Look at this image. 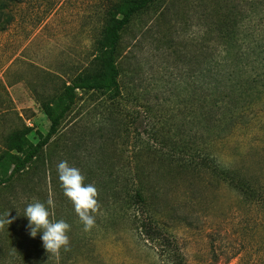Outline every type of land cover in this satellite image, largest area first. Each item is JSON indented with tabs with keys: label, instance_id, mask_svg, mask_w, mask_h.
Wrapping results in <instances>:
<instances>
[{
	"label": "rangeland",
	"instance_id": "obj_1",
	"mask_svg": "<svg viewBox=\"0 0 264 264\" xmlns=\"http://www.w3.org/2000/svg\"><path fill=\"white\" fill-rule=\"evenodd\" d=\"M125 1L0 0V156L15 136H46V108L100 69ZM241 48H254L242 64ZM117 62L121 94L78 91L59 134L0 187V217L15 218L0 228V264H264V0H156L123 31ZM238 85L255 124L223 128L231 136L212 147L225 133L200 114L214 90ZM61 161L97 189L89 231ZM35 201L70 225L58 255L29 234L22 214Z\"/></svg>",
	"mask_w": 264,
	"mask_h": 264
},
{
	"label": "trees",
	"instance_id": "obj_2",
	"mask_svg": "<svg viewBox=\"0 0 264 264\" xmlns=\"http://www.w3.org/2000/svg\"><path fill=\"white\" fill-rule=\"evenodd\" d=\"M7 2H13L14 0H6ZM156 0H126L124 5L118 6L117 12L120 15L115 19L110 27L104 30V34L100 40V50L96 56V60L99 62L100 69L95 70L92 75L85 77H78L74 79L70 84H65L63 92L58 96L55 101V106H48L45 113L49 115L51 126L42 140L37 144H33L27 140L24 136H15L11 140V145L6 153L0 156V187L8 184L16 175L22 173L28 168V165L37 158V156L48 146L51 140L59 134L60 128L65 121L68 114L73 110L79 100V93L81 92H117L121 94V71L118 66L119 46L123 31L130 25L133 18L147 10L152 3ZM5 5L0 4V12ZM230 48H225L224 52L229 53ZM241 48V64L245 60H249V50L254 48H245L242 51ZM244 70V65L241 66V72ZM251 82H255L253 74H245ZM214 90L210 94V103L208 104V111L206 113L201 112L200 118L208 121L210 127L217 129L232 128L234 130L243 129L246 127L250 129L255 124L254 120L247 119V115L255 111L256 104L251 102L247 106L241 107V96L247 95V92L243 94H237L241 91V86L237 88H227L222 92ZM246 93V94H244ZM200 111L203 109V104L200 103ZM242 108V109H241ZM238 113V114H237ZM237 114V116H235ZM229 115V116H228ZM207 117V118H206ZM201 120V121H202ZM241 121V125H240ZM200 123V122H199ZM238 127V128H236ZM231 129V130H232ZM231 130L226 132L222 136H214L213 146L217 143L227 142L230 137ZM193 144V143H192ZM193 147V146H192ZM194 148V147H193ZM197 154L202 155V151L197 149ZM187 162L188 160H182ZM217 161L213 158V162ZM140 193V192H139ZM138 193V197L140 195ZM142 199V198H140Z\"/></svg>",
	"mask_w": 264,
	"mask_h": 264
},
{
	"label": "clouds",
	"instance_id": "obj_3",
	"mask_svg": "<svg viewBox=\"0 0 264 264\" xmlns=\"http://www.w3.org/2000/svg\"><path fill=\"white\" fill-rule=\"evenodd\" d=\"M57 172L65 196L73 203L75 212L84 225V230L89 231L95 224L92 213L98 210L96 187L92 184L85 185L84 176L80 173V170L69 166L67 161L58 163ZM47 205L54 207L51 195L47 200ZM17 211L19 212V210ZM22 215L26 216L29 221L28 231L31 237L35 238L42 233L43 247L48 253L58 255L62 247L67 250L69 244L67 232L70 225L64 220H50L51 213L44 203L35 201L28 204ZM9 216L10 212L0 217V228L13 222L15 218L10 219Z\"/></svg>",
	"mask_w": 264,
	"mask_h": 264
}]
</instances>
